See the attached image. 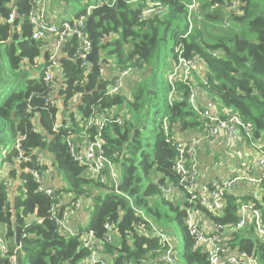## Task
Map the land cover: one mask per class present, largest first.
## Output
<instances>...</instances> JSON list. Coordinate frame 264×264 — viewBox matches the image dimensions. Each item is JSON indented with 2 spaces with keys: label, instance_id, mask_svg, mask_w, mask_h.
<instances>
[{
  "label": "trees",
  "instance_id": "trees-1",
  "mask_svg": "<svg viewBox=\"0 0 264 264\" xmlns=\"http://www.w3.org/2000/svg\"><path fill=\"white\" fill-rule=\"evenodd\" d=\"M60 1L67 4L81 0ZM150 3L161 5L163 10L142 17V9ZM191 3L192 0H116L112 7L74 11L71 22L82 15L92 16L95 64L83 68L76 57V39H66L57 58L61 72L55 87L58 105L49 107L45 105L44 84L49 52L43 50V41L32 39L34 29L27 19L28 13L39 7V0H0V264H10L17 249L15 226L21 228L23 235L17 249L21 264H89L91 250L83 247L81 232H92L96 241H102L107 233L106 223L118 238V244H103L111 264H141L143 260L153 264L157 262L154 250L158 248V239L131 205L162 233L170 235L167 226L171 222L180 227L183 244L177 254L186 264H209L202 252L192 248L186 223L191 207L207 216L216 233L224 236L222 231L227 230L224 237L231 248L264 264V242L247 237L246 232H252L254 227L233 229L242 205L259 210L264 225V185L260 199L249 194L237 195L235 187L225 195L224 207L218 213L187 201L178 206L160 190L175 185L171 172L175 150L165 142L162 119H167L175 136L197 128L205 134V123L189 106V86L175 79L169 99L168 77L178 63L175 48H180L182 58L204 65L203 83L198 82L197 86L217 97L243 123L250 124L253 141L264 151V0H197L189 23ZM95 5L94 1L90 7ZM13 10L16 17L9 23ZM63 12L64 9L60 15ZM104 16L107 19L100 20ZM168 41H172V66L165 80L159 73ZM102 50L113 57L110 70L119 73L132 66L138 90L131 101H126L120 92L107 93L112 78L106 76L110 70L102 65ZM41 57L44 65L37 71ZM102 67L104 75L100 72ZM194 81L191 73L193 88ZM125 104L131 109L121 115L122 125H109L101 140L119 176L118 191L128 199L116 194L109 181L100 182L98 176L74 162L66 146V139L83 145L93 138L95 131L85 127L92 110L110 116V110ZM71 108L79 112V120L74 118ZM160 110L163 115L157 119ZM118 113L113 116L119 117ZM68 114L70 120L66 118ZM57 123L58 128L53 131ZM148 123L150 137L143 139ZM19 155L30 157V162L23 163ZM38 156H44L42 167L35 162ZM33 169L56 171L62 184L68 185V193L93 201L88 223L78 229L79 235L69 237L58 231L50 219L49 199L37 191L30 173ZM155 174L161 178L155 180ZM62 190L58 186L55 193L61 194ZM101 192L105 193L103 198ZM139 229L146 236H140Z\"/></svg>",
  "mask_w": 264,
  "mask_h": 264
},
{
  "label": "built area",
  "instance_id": "built-area-1",
  "mask_svg": "<svg viewBox=\"0 0 264 264\" xmlns=\"http://www.w3.org/2000/svg\"><path fill=\"white\" fill-rule=\"evenodd\" d=\"M116 0H95L96 5L88 9V12L98 6L112 7ZM197 0H192L188 5L187 20L191 23V15L195 11ZM47 0H39V7L32 9L27 19L30 25L33 26L34 32L32 39L43 41L42 48L49 52L48 63L44 71V82L46 83L45 105L55 107L58 105L55 101V94L52 88H55L61 79V72L57 62L58 52L62 43L68 38H74L77 41L76 57L80 60L81 66L88 69L89 62L87 57L91 52V41L86 32L87 15L79 16L73 22L63 20L60 23H53L46 15ZM234 7V5H232ZM163 10L159 4L150 3L142 9L141 16L145 17L151 13H160ZM16 17L13 10L8 17V22H12ZM52 39V41H50ZM175 53L178 55V63L170 73L168 80L171 85V97L173 86L172 82L179 78L184 85L189 86L190 95L188 98L191 110L200 117L205 123L204 137H218L225 134L231 141H236L239 133H243L249 142V146L257 153L258 159L255 166L258 170L257 175H253L251 167L244 170L239 177H233L223 181H207L199 183L197 171L195 169L196 156V140L190 143H184L178 140L175 136L174 129L162 121L165 142L170 144L175 150V160L171 166V172L175 175V185L170 184L168 187H160L164 195H171L174 192L185 196L186 201L190 205H194L208 212L218 213L224 207L225 195L232 192L240 183H246L250 187L264 185V151L258 143L252 141L253 128L250 124L243 123L237 115L228 114L221 116L217 112H213V105L208 102L205 106H199L195 102L194 88L191 87L190 74L195 69V62L186 60L181 57L182 51L180 48H175ZM132 66L112 76V85L108 88L110 94H117L123 87L124 79L132 72ZM100 72L105 74V68L102 67ZM206 83V82H204ZM58 124V123H57ZM122 125L120 117L113 115H100L96 110H92L89 117L85 120V127L94 130L95 134L87 143L80 145L71 139H66V146L71 159L78 165L86 168L91 174L98 176L100 182H110L113 191L116 194L125 195L118 191L119 176L113 170L114 163L106 156L103 143L101 140L102 132L109 125ZM58 125H55L53 131L57 130ZM23 163L30 162V157H19ZM43 158L38 156L35 162L38 166H43ZM193 161L192 164L190 162ZM33 180L37 185V191L44 194L50 201V219L55 223L58 231L69 237L79 235L75 228V221L81 209V203L76 197H66L62 193H55L56 186L51 183L53 175L48 172L33 169L30 171ZM59 185V184H58ZM7 186H11L8 183ZM175 190V191H174ZM174 191V192H173ZM128 199V198H127ZM131 208L146 221L151 229L153 237L158 239V248L154 250L157 262L153 264H176V250L173 239L165 233H162L155 225L150 223L142 211L131 205ZM191 207L187 210V229L192 240L193 250L202 252L209 264H261L257 259L248 256L244 252L236 251L227 243L225 237L216 232H206L194 220L193 210ZM239 221L233 229L235 231L243 230L245 227L252 225L259 239H264V225L261 218V212L254 209L251 205H242L239 211ZM104 228L107 233L102 241H96L92 232H81V242L84 248H89L91 254L89 264H111V261L104 254L103 244H113L114 236L110 231V224L106 223ZM137 233L140 236H146V232L139 229ZM18 249V248H17ZM17 249L10 257V264H17ZM141 264H151L149 261L143 260Z\"/></svg>",
  "mask_w": 264,
  "mask_h": 264
},
{
  "label": "crops",
  "instance_id": "crops-1",
  "mask_svg": "<svg viewBox=\"0 0 264 264\" xmlns=\"http://www.w3.org/2000/svg\"><path fill=\"white\" fill-rule=\"evenodd\" d=\"M63 2L60 0H49L48 8L46 10L47 17L53 23H56V19L59 17V14L64 7ZM113 62V60H112ZM199 69L192 72V79H194V94L195 102L199 106H205L208 102H211L213 105V112L219 113L221 116L230 114V112L225 109L221 102L214 100L212 94H208L205 90L197 86V83H203V78L205 76V67L199 62ZM196 64V62H195ZM111 67V66H110ZM118 71L116 69L110 70V74L107 72V77L112 78L113 75H116ZM132 81L136 82L137 78ZM131 81V82H132ZM130 83V82H129ZM128 83V84H129ZM110 116L117 114V111L114 109L109 111ZM124 114V113H123ZM122 114V115H123ZM135 121V120H134ZM241 134V133H240ZM206 136L197 129H187L183 132H178L176 138L184 143H190L192 140H196V156H195V169L197 171V178L199 183H204L207 181H223L228 180L233 177H239L243 174L244 170L251 167L253 175H257L258 170L255 166V162L258 159L257 153L244 141L243 136H240L236 141H231L224 133L218 137H204ZM77 143V142H76ZM80 144V143H79ZM230 148L229 152L227 150ZM224 150V151H223ZM227 153V154H226ZM220 156L219 160H215V156ZM236 157V160L233 159ZM193 161L190 162L192 164ZM239 169L237 170V168ZM160 175H154V179H160ZM53 184H59L56 180L51 179L50 181ZM168 187V185H167ZM175 191V190H174ZM173 191V192H174ZM235 193L237 195L249 194L260 199L261 186L250 187L246 183H240ZM169 196V195H166ZM170 201L176 203L180 206L183 203L181 194L175 192V198ZM194 220L200 224L206 232H215V227L210 223L209 219L198 218V213L196 209H193ZM77 222V219L75 223ZM224 236H227V230L222 231Z\"/></svg>",
  "mask_w": 264,
  "mask_h": 264
},
{
  "label": "rangeland",
  "instance_id": "rangeland-1",
  "mask_svg": "<svg viewBox=\"0 0 264 264\" xmlns=\"http://www.w3.org/2000/svg\"><path fill=\"white\" fill-rule=\"evenodd\" d=\"M94 1L95 0H81L79 2L68 1L67 4L62 5V7H64V12L61 15L59 14V17L56 19L55 22L58 24V23H60L63 20H69V18L73 17L74 11L77 12L79 10H88V8L94 3ZM48 4H49V0H47V3H46V10L48 8ZM72 11H73V13H72ZM190 25L192 26V24H190ZM191 26L189 28H191ZM171 48H172V41H168V43L166 45V49H165V56H166L165 62L163 64H161V68H160L161 72L159 73L161 79H165L166 80V78H167L166 75H167V73L169 72V70H170V68L172 66V52H171ZM99 56L101 58L102 65L106 66L107 69L110 70V66H111L113 57L108 55L106 50L100 51ZM37 65H38L37 71H40L42 69L43 65H44L42 57L38 59ZM199 65H200V63L196 62L195 70L199 69ZM205 73H206V70H205ZM135 75H136L135 73H131L123 81V87H122V89L120 91V95L125 97L126 101H131L132 97L134 96V94L138 90V86H136L137 85V81L136 82L132 81L135 78ZM212 98H214V100L217 101L218 103L220 102V100L217 97L213 96ZM158 99H160V98H157V100ZM75 101H76V98L71 103V105H73L75 103ZM113 109L115 111H119L120 114L119 113L118 114H119V117H121V115L123 113H126L129 109H131V107L129 108V106H126V104H125L123 106L116 107V108H113ZM61 112H62V109L59 112L58 121L61 120ZM71 113L73 114V116H74V118L76 120H79L80 114L75 108H71ZM162 115H163V111L160 110V113L157 116V119H160V117ZM69 116H70V114H68L66 116L67 120H70ZM122 119H124V118H122ZM68 123H70V121ZM79 125H80V122H79ZM150 128H151V123H148V127L145 130H143V139L146 138V137H150V135H149V129ZM240 136H243L244 141L249 145V142L245 138V135L243 133H241ZM252 141H253V139H252ZM225 149L227 150V153L230 150V148L227 149L226 147H225ZM42 157H43V160H45L44 156H42ZM219 159H220V156L216 155L215 156V160H219ZM233 159L236 160V157H233ZM47 164H48V161H47ZM238 169H239V167L237 168V170ZM45 172L47 174H48V172L51 173L54 176L52 179L53 180L55 179L57 183L61 184V185H58V184H54V185L56 187H58V186H62L63 187V190L61 191V193L64 196H66V197H74L73 194H70V193L67 192V190L69 188L68 185L65 186L64 184H62V179L59 177V175H58V173L56 171L53 170V172H52V171L49 170V171H45ZM166 184H168V182H166ZM259 186H261V185H259ZM99 195L103 198L105 193L101 192V193H99ZM166 198L173 200L175 198V192L173 194L169 195V196H166ZM181 198H182L183 202L186 201L185 196L182 195V194H181ZM78 200L81 203V209H80V211L78 213L77 222L75 223V225H76L75 228L77 230L78 229H82V228H84L87 225L88 220L90 218V214L92 212V208H93V201L90 198L79 197ZM197 216H198V218H201L202 220H203V218L205 220L208 219L207 216H205L201 212H199ZM167 228H168V231L170 233L169 236L173 239L174 244H175L176 264H186L185 262L181 261L179 255L177 254V253H179L181 251L182 244H183V236H182V231H181L180 227L177 226V224L175 222H171L170 224H168ZM248 228L250 229V227H248ZM243 233H244V231L240 232L239 235L241 236ZM246 233H247V237H249V238L257 239V240L259 238L257 236V234H256L255 229L252 232L248 231ZM113 236H114L113 237L114 238V240H113L114 244H118V238L115 235H113ZM262 241L264 242V239ZM3 245H4V250H6V245L4 243H3Z\"/></svg>",
  "mask_w": 264,
  "mask_h": 264
},
{
  "label": "water",
  "instance_id": "water-1",
  "mask_svg": "<svg viewBox=\"0 0 264 264\" xmlns=\"http://www.w3.org/2000/svg\"><path fill=\"white\" fill-rule=\"evenodd\" d=\"M106 20L107 16H104L102 18H100V20ZM92 20V16H89L87 19V24H86V32L88 34L89 40L91 41V52L87 57V61L89 62V64L92 66L94 65V57L96 56V52H95V46H96V42L94 41L93 37H92V33L90 31V21ZM133 136V132L131 133V138ZM23 235H22V230L20 227L15 226V230H14V243L15 246L17 248H20V243H21V239H22ZM17 264H21V254L17 255Z\"/></svg>",
  "mask_w": 264,
  "mask_h": 264
},
{
  "label": "bare ground",
  "instance_id": "bare-ground-1",
  "mask_svg": "<svg viewBox=\"0 0 264 264\" xmlns=\"http://www.w3.org/2000/svg\"><path fill=\"white\" fill-rule=\"evenodd\" d=\"M50 65H51L50 63L47 64V66H50ZM168 82H169V84H170V81H169V80H168ZM44 84L46 85L45 82H44ZM52 90H53V93H54L55 95H57V90H56L55 88H52ZM107 93L110 95L109 89H108V92H107ZM162 121H165V122L167 123V119H166V118H164ZM167 124H168V123H167ZM113 170L116 172V168H115V166H114Z\"/></svg>",
  "mask_w": 264,
  "mask_h": 264
}]
</instances>
